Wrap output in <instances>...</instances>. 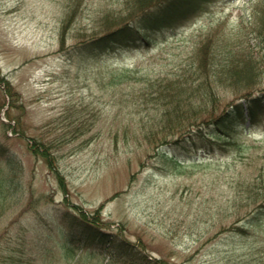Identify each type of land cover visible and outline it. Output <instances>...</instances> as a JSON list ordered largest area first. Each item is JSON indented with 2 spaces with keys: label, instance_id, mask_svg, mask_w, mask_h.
Returning a JSON list of instances; mask_svg holds the SVG:
<instances>
[{
  "label": "rangeland",
  "instance_id": "374dc122",
  "mask_svg": "<svg viewBox=\"0 0 264 264\" xmlns=\"http://www.w3.org/2000/svg\"><path fill=\"white\" fill-rule=\"evenodd\" d=\"M261 1L213 0L153 47L69 57L61 45L103 31L120 0H0V257L126 264L77 239L65 251L60 210L77 205L171 264H239L252 239L216 236L224 218L213 212L234 167L262 163L264 130L243 157L176 167L143 139L147 113L133 99L141 76L170 74L208 30L256 32ZM37 143H52L51 162Z\"/></svg>",
  "mask_w": 264,
  "mask_h": 264
},
{
  "label": "trees",
  "instance_id": "16d2710c",
  "mask_svg": "<svg viewBox=\"0 0 264 264\" xmlns=\"http://www.w3.org/2000/svg\"><path fill=\"white\" fill-rule=\"evenodd\" d=\"M211 1L120 0V7L106 15L108 18L117 12L103 31L69 46L62 44L59 51L69 57H83L115 45L153 47L167 30L177 29L179 23ZM260 4L257 29L252 31L254 41L252 32L236 25L234 32H227L224 23L204 33L170 74L141 76L140 91L133 103L138 111L147 113V118L140 120L142 136L160 159L176 167L207 166L233 151L236 153L230 155L231 160L243 157L259 144L247 140L257 130H264V0ZM220 92L228 97L223 98ZM36 145L51 162L52 143ZM234 172L228 195L213 212L224 218L215 235L251 238L252 246L240 256L239 264H264V153L262 163L251 171L236 166ZM71 207L61 209L59 214L62 225L72 233L62 245L67 253L73 252L77 239L84 249L103 248L126 264H171L112 230L95 213L89 214L77 205ZM34 260L5 256L0 257V264H36Z\"/></svg>",
  "mask_w": 264,
  "mask_h": 264
}]
</instances>
